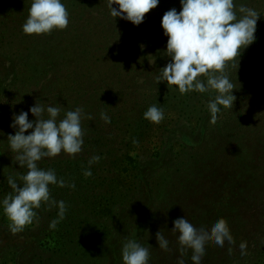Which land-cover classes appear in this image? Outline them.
Returning a JSON list of instances; mask_svg holds the SVG:
<instances>
[{
    "label": "trees",
    "instance_id": "16d2710c",
    "mask_svg": "<svg viewBox=\"0 0 264 264\" xmlns=\"http://www.w3.org/2000/svg\"><path fill=\"white\" fill-rule=\"evenodd\" d=\"M30 5L31 0H0V200L12 191L7 184V177L11 175L17 178L18 183H22L19 177L27 171L13 161L16 153L10 150L7 139L9 135L15 134L16 129L10 127V124L13 117L21 111L28 112L36 102L44 104V99L45 105L51 106H58L62 101L60 118H63L65 111L82 107L84 144L83 150L75 157L62 152L38 162L40 168L54 169L58 178L75 184V188L49 186L51 196L57 201L63 200L67 205L65 217L55 229H51L49 224L57 218L56 207L49 208L42 203L39 209H35L37 216L33 223L15 234L9 227L5 228L4 225H8L9 221L0 208V226L4 227L0 228V264H123L121 249L129 239H135L149 249V264H170V260L177 264L178 258H181L178 233L171 229L173 221L181 217L178 215L180 210L198 228H210L219 218L227 221L235 243L225 241L224 247H219L213 241H208L207 251L201 262L225 264L231 252L240 251L237 247L241 241L248 243L249 231L251 236L252 229L256 228L246 218L258 208H264V126L251 123L250 152H247L243 144L245 136L242 134V139L238 140L243 153L240 150L232 154L238 168V178L250 168V181L247 177H242L232 182L233 177H227L230 182H224L215 167L207 166L217 152L210 149L204 157V168L200 161L197 162L198 167L195 162L192 163L195 169L200 167L202 171L196 180L198 185L199 181L202 184L204 181L213 184L212 188L214 183L218 185L209 200L202 195L200 197L196 186L195 190L199 193L197 197L190 195V188H179L183 186L180 179L183 175L182 167L172 171L177 181L169 180L173 185L165 192L163 186L170 177L159 182L146 174L143 176L141 173L130 172L133 165L130 162L126 164L131 151L147 145L150 140L148 133L153 123L143 116L147 109L136 118L133 126L135 129L127 130L135 118L133 109L138 105L136 100H133L131 106L127 103L128 107L122 108L119 106L121 103L127 106L126 102H122L123 95L112 90L109 92L101 86H97L100 93L93 97L90 96V91L84 96L80 95L82 86H94L98 80L101 84L119 80L122 77L118 67L120 61L106 58L98 60L102 62L98 69L95 64L86 60L92 51V45L87 40V27L79 31L77 26L68 24L73 30L65 45L59 34L60 30L54 29L50 34H25L22 25L28 16ZM172 8L180 11L174 5L170 7ZM261 28H264V23ZM164 38L168 39L167 36ZM162 46V55L168 58L165 54L166 44ZM107 55L111 56L109 53ZM127 67L126 64V73L129 71ZM156 90H150V96ZM69 91L73 94H69ZM108 94H113V97L109 99ZM79 95L80 98H77ZM65 96H71L73 104ZM55 99V104L52 105ZM158 104L164 107L167 101L159 97L156 105ZM101 113H106L111 122L105 123L101 119ZM28 119L35 121L36 117L29 112ZM31 131L29 129L25 134ZM227 137L232 139L233 135L228 132ZM117 138L119 140L115 142ZM119 144H122L121 153L111 154L113 150H117L115 145ZM94 155L99 156L100 160L91 165L92 175L85 177L83 171L88 168V161ZM110 164L114 168L113 177L106 178L103 174L102 177L100 173L108 170ZM192 164L190 167H193ZM141 183L143 188L140 187ZM119 186H127L129 189L120 193ZM223 188L228 190L225 198L222 196ZM248 190L250 200H242L243 194ZM233 192H236L239 199L237 205L231 200ZM159 231L169 241V251L158 246L156 233ZM252 241L253 238H250V244ZM187 250L182 258L185 264H193L190 259L192 251ZM260 256H264V245L256 249L250 248V264Z\"/></svg>",
    "mask_w": 264,
    "mask_h": 264
},
{
    "label": "clouds",
    "instance_id": "9594fccd",
    "mask_svg": "<svg viewBox=\"0 0 264 264\" xmlns=\"http://www.w3.org/2000/svg\"><path fill=\"white\" fill-rule=\"evenodd\" d=\"M159 0H108V8L112 18L120 17L133 25L143 22L144 15L155 8ZM118 5V8L112 5ZM181 10L175 8L166 11L161 19V27L167 36L165 54L170 61L161 68L156 76V83L166 81L167 85L178 87L181 94L191 91L206 93L214 91L207 108L210 112V123L215 124L221 107H233L236 96L235 86L225 69L228 62L240 56L243 50L256 38L257 21L264 15L259 9L240 5L237 8L234 0H180ZM69 24V12L63 0H31L28 16L22 25L27 35L50 34L54 29L63 30ZM203 76L206 79H200ZM61 106L35 103L28 112L21 111L13 117L10 127L16 129L14 135L8 136L10 150L20 168L27 169L19 177L22 183L13 176L7 177L11 192L0 200V208L7 216L9 230L15 234L22 232L27 225L33 223L37 216L35 209L41 204L58 209L57 218L49 227L55 229L65 217L67 205L63 200L57 201L50 194V185L75 188L74 183H67L58 178L54 169H42L38 162L44 158H52L62 152L75 157L84 144V130L81 126L84 109L76 107L64 112ZM36 117L28 119V113ZM152 123L159 124L164 118V110L155 104L143 114ZM101 119L110 123L106 113ZM32 131L25 134L27 130ZM99 156H92L88 168L83 175H92L91 165L98 163ZM172 232L178 233L181 258L177 264H185L182 258L185 250L191 249L193 264H201L207 251V242L213 241L224 247L225 241L234 244L227 221L219 218L210 228L197 227L184 217L173 221ZM158 246L169 251V241L164 234L156 233ZM241 255H246L247 243L239 244ZM123 264H149L150 252L137 240L129 239L122 245Z\"/></svg>",
    "mask_w": 264,
    "mask_h": 264
},
{
    "label": "rangeland",
    "instance_id": "374dc122",
    "mask_svg": "<svg viewBox=\"0 0 264 264\" xmlns=\"http://www.w3.org/2000/svg\"><path fill=\"white\" fill-rule=\"evenodd\" d=\"M234 2L237 8L243 4L259 9L264 14V0H234ZM63 3L69 12V25L77 26L79 31H82L83 27L88 29L87 40L88 44L92 45V51L86 60L95 64L98 69L102 65V62L99 61H103L105 58L106 60L120 61L118 67L122 77L119 80L103 84L98 80L94 86H90V84L82 86L80 87L82 89L81 96L90 91V96L93 97L100 93L97 86H101L109 92L112 90L116 91L118 95H123L122 102H126L125 105L128 103L131 106L133 100H136L138 105L133 109L135 118L127 130L135 129L133 126H135L136 118H139L149 106L156 105L159 97L167 101V105L164 107L156 105L164 110L165 118L159 124L151 125L150 133H148L151 137L148 144L132 150L129 154L131 159L128 158L127 162L125 161L126 164L130 162L134 167L130 172L141 173L143 176L146 174L147 177L156 178L159 182L170 177L166 181V185L163 186L167 192L173 185L169 180L177 181V177L172 171L182 167L183 175L180 176V179L183 186H179V188H190L188 190L190 195L197 197L199 193L195 190L196 186L200 191V197L202 195L209 200L214 188L218 185L214 183V188H212L213 184L210 185L206 181L204 184L199 181L198 185L196 180L202 171L200 167L195 169L194 166L200 161V165L204 168L205 155H208V150L214 149V153L217 152L213 154L212 162L207 163V166L215 167L224 182H230L227 177H233L232 182L242 177H247L250 181V168H247L249 167L247 163L245 173L238 178V168H236V161L232 154L234 151L239 152L240 150L243 153L238 140L242 139L240 138L242 134L245 136L243 144L247 152H250L251 123L259 124L260 127L264 126V28H261V24L264 23V15L257 21L255 40L243 50L241 49L240 56L228 62L226 66L225 71L235 86L236 100L230 109L220 106L221 112L218 114V119L215 124H212L207 104L210 99L214 98V91L206 93L191 91L181 94L177 86L167 85L166 81L156 83V76L171 59L170 57L164 58L162 55V45H165L167 40L164 38L161 19L172 5L181 10L180 0H159L158 5L144 15L143 22L139 25H133L130 21L120 17L112 18L108 0H63ZM112 7L118 8V5L113 4ZM72 30L73 28L67 26L60 30V33L58 32L62 35L63 45L67 44L71 38ZM125 50L127 51L125 52ZM108 53L111 56L107 55ZM114 53L117 55H112ZM126 64L127 69L132 73L129 71V74L126 73ZM200 79L206 78L201 76ZM150 90H156V93L150 96ZM145 94L149 95L145 97ZM80 95L77 98H80ZM72 96L75 98V95ZM111 96L113 97V94H108L109 99ZM65 97L68 98V101L71 100L70 104H73L71 96ZM55 101L56 99L51 104H55ZM58 106H62V101ZM119 106L128 107L122 103ZM124 132L127 133L126 130ZM228 132L233 135L232 139H228ZM118 140L117 138L115 142ZM122 144L115 145L117 150H113L111 154L121 153ZM193 162L195 165L192 164ZM191 164L193 167H190ZM198 166L199 164H197ZM108 168L105 172L100 173L102 177L103 175L106 178L113 177L114 168L111 164L108 165ZM201 185H203L202 188ZM140 187L143 188L142 183ZM128 189L127 186L118 187L120 193ZM221 191L224 198L228 196L226 188ZM233 193L231 200L237 205L239 199L236 192ZM243 198L250 200V190L243 194L242 200ZM178 215L184 217L186 213L180 210ZM246 221L256 227L252 229L251 236L249 231L247 254L241 255V251L231 252L230 258L225 264H250V248L256 249L264 245V208H258L254 214H249ZM4 226L8 229L7 224ZM1 227L4 228L3 225ZM250 238H253L251 244ZM237 249L240 250L239 247ZM170 264H173L171 260ZM253 264H264V256H260Z\"/></svg>",
    "mask_w": 264,
    "mask_h": 264
}]
</instances>
